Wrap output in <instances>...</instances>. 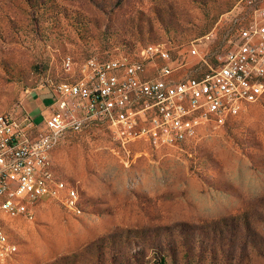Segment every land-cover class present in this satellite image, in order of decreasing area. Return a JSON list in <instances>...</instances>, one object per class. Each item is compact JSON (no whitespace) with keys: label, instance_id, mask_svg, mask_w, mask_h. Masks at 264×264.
I'll return each instance as SVG.
<instances>
[{"label":"rangeland","instance_id":"obj_1","mask_svg":"<svg viewBox=\"0 0 264 264\" xmlns=\"http://www.w3.org/2000/svg\"><path fill=\"white\" fill-rule=\"evenodd\" d=\"M262 2L0 0V115L23 123L34 91L68 76L66 57L79 74L91 58L141 59L154 45L176 79H202ZM49 172L54 198L29 216L15 203L0 212L12 244L0 264H264V87L182 143L119 139L100 123L68 133Z\"/></svg>","mask_w":264,"mask_h":264},{"label":"built area","instance_id":"obj_2","mask_svg":"<svg viewBox=\"0 0 264 264\" xmlns=\"http://www.w3.org/2000/svg\"><path fill=\"white\" fill-rule=\"evenodd\" d=\"M147 51L142 64L124 58L89 59L83 87L49 91L52 103L44 128L30 115L23 123L0 115V212L15 203L17 211L29 216L39 202L54 198L44 161L68 133L100 123L119 139L144 134L156 143L165 138L182 143L194 123L221 119L231 114L234 103L243 108L245 98L264 87V0L221 66L202 79H176L168 63L170 52ZM156 60L165 64L157 68V75L147 76V66ZM71 66L69 57L65 72ZM214 97H222V105H213ZM0 248L5 253L1 236Z\"/></svg>","mask_w":264,"mask_h":264},{"label":"bare ground","instance_id":"obj_3","mask_svg":"<svg viewBox=\"0 0 264 264\" xmlns=\"http://www.w3.org/2000/svg\"><path fill=\"white\" fill-rule=\"evenodd\" d=\"M147 49H152V53H155V54H164V52H167L166 49L158 48L154 45L148 46ZM147 49L145 50V55L142 57L141 60L134 61L126 57L124 58L125 62L130 63V64H142L148 58ZM70 61L72 62L71 70L68 72H65L68 74V77L64 79V81L70 80V83L68 84H66L65 82L59 83L55 87V90H64V87L66 88V90H76L77 88L83 87L84 83H86V79L89 73V66L85 65L87 64V62L83 65L82 69L80 70V73L76 74L75 62L73 61L71 57H70ZM65 66H69V57H66L63 60L64 71H65ZM49 166H50V154H48V156L46 157L44 161V173L50 174ZM52 183H53V179H52V175L50 174L49 185H52ZM69 196L75 197L76 191L73 189H70ZM0 236H1V245H5V253H3V249L0 248V255H8L12 250V244L10 243L6 224L2 221L1 218H0Z\"/></svg>","mask_w":264,"mask_h":264},{"label":"crops","instance_id":"obj_4","mask_svg":"<svg viewBox=\"0 0 264 264\" xmlns=\"http://www.w3.org/2000/svg\"><path fill=\"white\" fill-rule=\"evenodd\" d=\"M48 88H41L39 90H35L32 95V100L29 103V111L28 114L32 117V119L36 122V124L40 125L41 128L45 127L44 123V115L49 114L50 106L52 103V97L49 94ZM36 131H34V134Z\"/></svg>","mask_w":264,"mask_h":264},{"label":"trees","instance_id":"obj_5","mask_svg":"<svg viewBox=\"0 0 264 264\" xmlns=\"http://www.w3.org/2000/svg\"><path fill=\"white\" fill-rule=\"evenodd\" d=\"M142 59V58H141ZM141 59H132V60H141ZM68 77V76H67ZM67 77H65L64 79H66ZM64 79L60 82V83H62V82H65L66 84H68V83H70V80H65L64 81ZM8 235H9V232H8ZM9 239H10V237H9ZM155 264H166V262H165V259H160V261H158L157 263H155Z\"/></svg>","mask_w":264,"mask_h":264}]
</instances>
